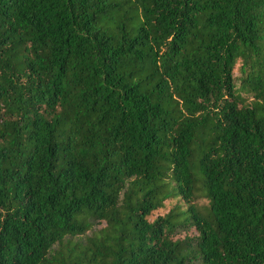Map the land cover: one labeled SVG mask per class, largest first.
Returning <instances> with one entry per match:
<instances>
[{
	"label": "trees",
	"instance_id": "obj_1",
	"mask_svg": "<svg viewBox=\"0 0 264 264\" xmlns=\"http://www.w3.org/2000/svg\"><path fill=\"white\" fill-rule=\"evenodd\" d=\"M0 264H264V0H0Z\"/></svg>",
	"mask_w": 264,
	"mask_h": 264
}]
</instances>
